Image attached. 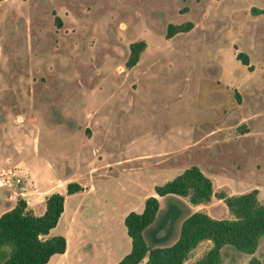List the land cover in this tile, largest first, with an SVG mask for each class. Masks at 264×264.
Listing matches in <instances>:
<instances>
[{"label":"rangeland","instance_id":"374dc122","mask_svg":"<svg viewBox=\"0 0 264 264\" xmlns=\"http://www.w3.org/2000/svg\"><path fill=\"white\" fill-rule=\"evenodd\" d=\"M186 21L194 23L190 31L167 38L169 23ZM140 39L147 47L128 68L130 44ZM98 106L122 142L146 127H212L214 169L247 180L243 192L257 188L264 203V0H2L0 179L9 166L24 169L22 160L37 174L44 162L62 167L46 126H64L63 134L73 126L77 137L85 131L91 138ZM29 127L43 159L34 155ZM78 152L88 164L93 141L84 139ZM199 210L233 217L224 201ZM177 219L159 244L173 243ZM211 246L201 242L186 264ZM253 256L264 261V235L253 254L225 245L221 264H248Z\"/></svg>","mask_w":264,"mask_h":264},{"label":"crops","instance_id":"0c3cea01","mask_svg":"<svg viewBox=\"0 0 264 264\" xmlns=\"http://www.w3.org/2000/svg\"><path fill=\"white\" fill-rule=\"evenodd\" d=\"M97 108L93 111L95 123L91 138H85V131L77 137L73 126L64 134V126L60 132L53 125L46 126L45 139L51 141L52 147L60 145L65 162L62 167L44 162L37 174L21 159L25 168L18 166L16 176L10 177L13 185H0L10 189L9 192L0 190V216L15 206L19 198H24L28 207L41 215L46 211L50 194L65 195L64 211L50 235H64L67 249L52 255L45 264H117L132 249L125 217L131 211L142 212L151 195L158 196L160 208L155 220L143 231L150 248L165 246L158 241L172 235L177 218L179 228L186 217L201 211V207L215 200L224 201L215 196L216 192L235 195L244 193L250 186L247 180L214 169L212 148L217 144L212 135L217 130L212 127L204 132L181 124L168 129L162 126L160 130L146 127L122 142L116 139L111 117L102 106ZM29 132L35 157L43 159L40 144L33 138L35 132L31 128ZM84 139L93 141V160L86 165L78 152ZM52 147L47 149L53 150ZM68 164L78 170L68 173ZM192 165L199 166L213 182L214 195L210 202L195 204L189 196L156 193L157 185L175 178ZM15 166H9L4 172ZM17 177L24 179L18 183ZM70 182L79 183L83 189L68 193ZM4 202L11 203L8 209H2ZM163 211L165 215L161 218ZM179 236L180 233L173 243Z\"/></svg>","mask_w":264,"mask_h":264},{"label":"trees","instance_id":"16d2710c","mask_svg":"<svg viewBox=\"0 0 264 264\" xmlns=\"http://www.w3.org/2000/svg\"><path fill=\"white\" fill-rule=\"evenodd\" d=\"M252 11L262 12L256 8ZM193 27L192 21L169 23L166 36L171 38ZM146 47L145 39L130 44V55L126 61L128 68L138 63ZM236 56L253 70L246 52L239 51ZM82 189L79 183L70 182L67 191L74 193ZM155 190L160 196L170 193L189 196L195 204L208 203L214 195L211 178L197 165L157 185ZM215 196L224 200L233 217L216 218L205 211H195L184 219L180 236L173 244L152 248L148 246L143 231L155 220L160 202L156 195L147 197L142 212L131 211L125 217L132 249L117 264H140L146 257L143 264H186L191 252L205 240H210L212 246L195 264H221L225 245H231L242 253L253 254L264 235V203L259 199V190L255 188L235 195L219 191ZM64 201V194H50L46 199V211L37 215L24 198H19L15 206L3 212L0 216V264H45L55 253H64L67 249L66 237L50 235L64 211ZM248 264H264V261L253 256Z\"/></svg>","mask_w":264,"mask_h":264},{"label":"built area","instance_id":"2783aa9c","mask_svg":"<svg viewBox=\"0 0 264 264\" xmlns=\"http://www.w3.org/2000/svg\"><path fill=\"white\" fill-rule=\"evenodd\" d=\"M18 166H15L14 168H9L7 171L3 172V177L0 179V185L8 184L9 186H12V181L10 180V177L16 176L15 170L18 169ZM24 178L17 177L16 180L18 183L22 182Z\"/></svg>","mask_w":264,"mask_h":264}]
</instances>
